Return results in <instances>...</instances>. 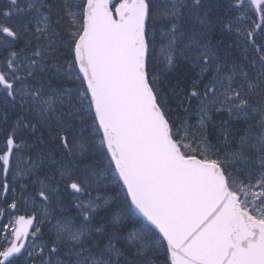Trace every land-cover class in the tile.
Instances as JSON below:
<instances>
[{"label":"snow or ice","instance_id":"1","mask_svg":"<svg viewBox=\"0 0 264 264\" xmlns=\"http://www.w3.org/2000/svg\"><path fill=\"white\" fill-rule=\"evenodd\" d=\"M201 8V0H168L163 9L156 0H120L118 5L112 0H73L71 5L67 0H7L0 9V101L31 118L16 120L6 133L0 194L15 191L6 179L10 169L13 179L35 176L36 195L24 203L35 207L39 201L43 210L40 219L21 215L13 221L8 210H16L17 201L0 207V219L15 224L11 231L0 227V264H15L22 249L33 264L36 259L52 264L43 254L46 247L56 253L58 245L75 257L73 264H156L159 255L164 264H264V0H231V19L201 15ZM249 11L261 23L252 20L243 27ZM160 19L167 22L161 30L168 41L161 47L163 59L171 65L179 48L199 69L180 103L183 108L184 101L197 102L195 124L187 118L179 126L170 121L171 109L152 67L154 25ZM186 24L199 31L181 47L177 41L186 35ZM57 26L65 28L70 41L63 46L72 59L63 63ZM217 27L235 33L234 46L221 49L223 41L211 43ZM48 73L50 80H77L80 87L29 82ZM224 113L255 123H248L243 134H224L231 151L221 155L209 130L213 115ZM85 117L93 121L87 133ZM7 119L0 112V120ZM20 128L48 135L23 169L13 153L20 151ZM97 156L107 162L103 167ZM57 177L77 201L82 222L72 217L48 221L53 243H33L29 250L22 241L29 235L39 238L40 225L50 215V197L60 191ZM110 183L121 191L126 186V203L104 219L99 211L119 200L118 193L108 194ZM57 203H62L59 197Z\"/></svg>","mask_w":264,"mask_h":264},{"label":"trees","instance_id":"2","mask_svg":"<svg viewBox=\"0 0 264 264\" xmlns=\"http://www.w3.org/2000/svg\"><path fill=\"white\" fill-rule=\"evenodd\" d=\"M202 8H201V15H203L205 12L208 13V15L213 19H231L234 14V10L230 8L231 0H201ZM3 5V3H0ZM159 4L164 6L160 1ZM162 9V8H161ZM251 11L247 13V16L250 17ZM252 19H244L240 23L243 27H250L251 26ZM256 23H258L257 20H255ZM2 22V20H0ZM167 22L163 19L157 20L154 27L156 29L155 33V48L152 52V67L155 69L156 76L160 80V90L163 93L164 99L168 101L167 108L171 109L169 113L170 121L175 120L177 121V126H179V119L187 118L189 122L192 124L196 123V114H195V103L196 101H192V104L189 105L187 101H184V107H180V103L183 100L184 96L187 95V93L190 91V84H191V78L194 77V75L199 72V69H195L192 67V65L184 59V57L180 54V49H176L173 53V63L171 65L167 64V62L163 59L161 51L156 50V46H164L165 44H168L167 39H165L162 36V26L165 25ZM259 24V23H258ZM56 31L59 32L61 39L57 40L58 44H61V47L59 48V52L62 54L60 58L65 57L68 60L72 59V56L69 52V50L63 46L64 41L69 42L68 39V33L65 30L64 27L57 26ZM166 31L167 29H163ZM185 31L186 35L184 37H181L180 40L177 41L178 44H181V47L183 44L190 43V39L188 37L192 34L193 31H199L198 26L193 28L191 25H185ZM195 38L199 39V36H196ZM53 39H56L54 36ZM217 41H223V43L220 45L221 49L228 45L235 44L236 41V35L234 32H227L222 31L220 27H217L215 31L211 33V43L215 44ZM46 43V42H45ZM23 42L20 43V47H23ZM75 85L77 87H80V81L75 80ZM63 87H67V82L60 83ZM0 109H2V112H6L8 115L7 122H3L0 120V140L4 141L6 139V133H10L12 126L14 125V122L21 117H23L20 113L21 109L13 107L11 104H4L2 101H0ZM184 109H191V111L186 112ZM228 115L226 113L224 114H214L213 115V121L214 124L210 125L209 130V140L212 144L218 145L220 149L222 148L223 143V135H235V134H242L243 133V123L242 119L245 117H231L232 119H226ZM224 118V119H223ZM86 122L88 125H92L93 121L90 117H85ZM222 120L226 121L227 124L222 123ZM239 126H238V125ZM75 125L77 128L81 126V123L79 121L75 122ZM240 128V129H239ZM45 134V138L47 137V133L45 130L41 129ZM240 131V132H239ZM16 135L18 137L17 143L19 144H25L26 140L24 137V130L20 128L19 131H16ZM226 146V145H225ZM224 146V147H225ZM235 146V145H232ZM21 148V147H20ZM59 158V157H57ZM45 168H47V165H44ZM55 171V169H53ZM41 177L44 176L41 174ZM59 184L60 191L57 193V195L54 197H50V200H54L57 203V198L59 197L62 200V208H64L68 204V197L69 195L61 188L62 183L59 182V179L57 180ZM121 189V188H120ZM124 193V191H122ZM125 194V193H124ZM70 206L67 209V213L71 215H77L78 211L74 207L75 204L70 201ZM126 201L124 202L125 206ZM111 207L108 210H100L99 211V217H103L104 219L108 218L111 215ZM99 222V220H97ZM130 226V225H129ZM156 264H164V256L159 255L154 258Z\"/></svg>","mask_w":264,"mask_h":264},{"label":"rangeland","instance_id":"3","mask_svg":"<svg viewBox=\"0 0 264 264\" xmlns=\"http://www.w3.org/2000/svg\"><path fill=\"white\" fill-rule=\"evenodd\" d=\"M159 1L163 5H165L168 2V0H156V3L162 9H163L164 6L161 7V5L159 4ZM67 2L69 3V5H71L73 3V0H67ZM75 2L79 3L80 0H75ZM0 3H3V5L0 4V9H3L6 6V4H7V0H0ZM250 18L252 20H257L258 23H261L258 15H252V13H251L250 14ZM0 20H2V18H0ZM166 45L167 44H165L164 46H166ZM161 47L162 46H156V50L161 51ZM0 58H2V57H0ZM64 60H68V59H66L65 57L60 58V62L61 63H63ZM49 63H52V61H49ZM50 76H51V73H48L47 75H44L41 79H39L37 81H29V82L30 83H35L38 86H42V87H45V88H47L50 84L52 86H55V87H63L60 83L57 82V80L55 78L50 80L49 79ZM74 81L75 80H67V79H65L64 83L67 82L68 88L76 89L77 85H75ZM194 107H196V103H195ZM20 113L23 116L21 118H24L25 120L31 118L30 114H28L24 110H21ZM195 114H196V112H195ZM196 119H197V116H196ZM226 119L229 120V119H232V118L228 116ZM179 120L182 121V119H179ZM77 121H79L81 123L80 118H77L74 121V124ZM84 121H85V132L87 133L90 130V128H89L90 125L87 124L86 119ZM222 121H224V120H222ZM241 121L243 123V127H242L243 130L248 127V123H255L254 120L246 122V118L242 119ZM189 123H191V122H189ZM22 129L24 130V137H25L26 143L25 144L17 143L21 147L20 151H16L15 149L13 150L14 157L19 158L18 162L20 164V168L21 169H23L25 167V161H27L29 158H31L32 160H35L36 159V153H38L41 150V148L44 147V144L48 142V135L45 138V134L42 131H33V130H30V129H25V128H22ZM19 130L20 129H17V131H19ZM45 132L47 133L46 130H45ZM224 146L225 145L222 144V148L220 149L221 150V155H223V153H225V152L231 151V147H229L228 145H226L225 147ZM232 147H234V146H232ZM4 149H5V140L4 141L0 140V151H3ZM95 159L101 162V164H100L101 167H103L104 164L107 163L106 161L103 160L102 156H97V157H95ZM40 178L43 179V177H40ZM6 179H7V182L9 183L10 188L13 187V186L15 187V191L7 193L6 198H7V200L10 201V203L12 202L13 199L18 201L16 211L19 210V212H21V213H31L32 211H36V213L38 214V219H40V215H41V212L43 210V205L39 201H37L35 207H33L31 205V203H29L28 205H26L24 203V201L29 199V195L30 194L32 196L36 195V189H37L38 185H33L31 183V180H35L36 177L33 176V177H31L30 180L29 179H23V178L13 179V172L10 169ZM58 179H59V177H57V180ZM22 185H27V190L26 191H23V192L21 191V186ZM61 188L64 190V185L63 184L61 185ZM109 189H110V191L108 192L109 195H116L117 193L119 194V200H117L115 202V204L111 206V211L113 209H115V208H123L124 207V202H125V194L121 191L120 187H118L117 185H115L113 183H110L109 184ZM0 198H2V194H0ZM70 201L72 203H74V204H76V202H77V201H75V199L72 196L69 195L68 204L64 207L66 210L65 211H59L58 209L62 208V203H58V208H56L55 207V206H57L56 202H54V200H49V202H48V205H49L48 210H49L50 215L45 219L44 223L40 225L41 232L38 234L39 238L36 239L35 241L32 240L30 242L31 246L33 245V243L36 244V245L43 244V245H49V246L53 243V241L55 239V236H54V234L52 232L51 225L48 223V221H51V220H54V219H59V218H64V217H72V218H74L76 220L77 223H81L82 222L81 217L79 215V212H78L77 215H71V214L67 213V209H68V207L71 204ZM76 210L78 211L77 208H76ZM8 211L11 212L10 209ZM106 219H108V218H106ZM95 222H97V221H94V223ZM7 223H8V220L0 219V226L2 224L4 225V224H7ZM31 246H30L29 250H32ZM60 250H62L63 255H66V256L67 255H71V254H69L68 249L66 247H60L59 245H58V251L56 253H54V254L59 253ZM26 256H27V254H26ZM56 257L57 256H54L53 258H49V257H45V258L46 259H50L52 261V264H56V262L59 261ZM26 258L29 259L28 256ZM63 260H64V258H63ZM63 260L59 261L60 264H73V262L71 263V261L68 258L64 262H63ZM17 264H19V263H17ZM31 264H33V262ZM35 264H40L39 259H36Z\"/></svg>","mask_w":264,"mask_h":264},{"label":"flooded vegetation","instance_id":"4","mask_svg":"<svg viewBox=\"0 0 264 264\" xmlns=\"http://www.w3.org/2000/svg\"><path fill=\"white\" fill-rule=\"evenodd\" d=\"M6 194H4V195H6ZM8 231H11V229L8 228ZM3 235H4V233H0V244H3L4 243ZM31 241H32V239H30V242ZM30 242L28 244L29 246H30ZM26 257L27 256H26V253H25L23 256H21L19 258H15V264H17V263H19V264H31L32 263V260L27 259ZM63 258H64V260H66L68 258L71 261V263L74 262V259H75V257H73V255H67V256L66 255H63Z\"/></svg>","mask_w":264,"mask_h":264},{"label":"water","instance_id":"5","mask_svg":"<svg viewBox=\"0 0 264 264\" xmlns=\"http://www.w3.org/2000/svg\"><path fill=\"white\" fill-rule=\"evenodd\" d=\"M112 3L115 4V0H112ZM118 4H119V2H118L116 5H118ZM124 187L126 188V186H124ZM23 216H24V215H23ZM25 217H26V216H25ZM29 232H31V229L29 230ZM22 242H23L24 245H25L26 242H27V239H26V240H23ZM22 251H23V249L21 250V252H22ZM20 254H21V253H20ZM20 254H19V255H20Z\"/></svg>","mask_w":264,"mask_h":264}]
</instances>
